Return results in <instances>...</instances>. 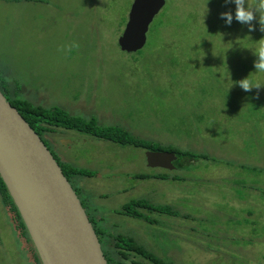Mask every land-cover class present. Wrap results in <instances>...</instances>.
<instances>
[{
	"label": "rangeland",
	"instance_id": "rangeland-1",
	"mask_svg": "<svg viewBox=\"0 0 264 264\" xmlns=\"http://www.w3.org/2000/svg\"><path fill=\"white\" fill-rule=\"evenodd\" d=\"M132 1L0 0V88L84 125L208 157L167 170L147 166L142 148L83 129L44 131L58 161L94 171L71 184L104 195L115 211L106 231L168 264H264V85L238 83H264L258 14L249 31L221 19L235 14L230 0H165L144 46L125 52L117 38ZM72 42L79 49L61 50ZM130 200L162 209H139L148 220L116 214ZM10 217L0 201V264H39Z\"/></svg>",
	"mask_w": 264,
	"mask_h": 264
},
{
	"label": "water",
	"instance_id": "water-1",
	"mask_svg": "<svg viewBox=\"0 0 264 264\" xmlns=\"http://www.w3.org/2000/svg\"><path fill=\"white\" fill-rule=\"evenodd\" d=\"M165 0H133L117 38L135 52ZM146 164L171 170L177 155L145 150ZM0 178L40 264H107L88 215L43 140L0 91Z\"/></svg>",
	"mask_w": 264,
	"mask_h": 264
},
{
	"label": "trees",
	"instance_id": "trees-1",
	"mask_svg": "<svg viewBox=\"0 0 264 264\" xmlns=\"http://www.w3.org/2000/svg\"><path fill=\"white\" fill-rule=\"evenodd\" d=\"M160 27H161V23L160 22H158V24L156 23V28L153 29V31L158 30V28ZM0 91L7 98L9 103L16 108V110L30 125V127L38 134V136H40L41 139H42V133L44 131L46 132L49 130L53 131L54 128H58V127H62V128L64 127L68 129H72L73 127H75L77 129H83L85 133L90 134L91 136H95L100 139L109 140L114 143H118L120 145H131L137 148H142L143 150H160V151L164 150V151L174 152L177 155V159L174 162L175 165L176 162L177 164H181L184 159L192 161V159L194 158H208L204 154L182 151L172 147H163L158 143H154L149 140L136 139L131 135L126 134L123 130H120L119 128H114L110 126L108 127L96 126L92 120L86 122V124L84 125L82 121H80L81 119L79 120L66 115L65 112L62 109H59L58 107L44 108L38 105H34V104L32 105V103L24 99H18L17 97H12L8 99L5 88L4 87H2V89L0 88ZM48 149L50 150L49 147ZM52 155L54 156L55 160L60 166L63 175L70 183H71V178H74L75 180L77 177L78 178L83 176L89 177L94 174V172L92 171L81 168H75L70 164L60 162L57 160L54 153H52ZM154 176L156 178H166L165 174H158ZM136 177L148 178L150 176L139 174L136 175ZM172 178L175 179L174 176H172ZM73 186L74 185H72V187ZM73 189L78 197L80 194L81 196H83L82 200L79 198L80 202L83 208L85 209L88 218L92 224V227L95 231V234L98 238V241L100 242L101 249L103 251L107 264H125L126 262H129L130 264H147L144 261H148L149 263L152 264H168L164 262L162 259L157 258L155 255L147 251L142 245L136 243V241L132 237L122 235L119 233L112 234L106 231L105 227L99 224L98 218L94 216L87 208V202H86L87 194H85L84 197L82 193L84 189L79 188L77 185H75ZM0 201L2 206L6 210H8L9 216H11L10 218L12 219L13 226L16 229V231L18 230L17 227H19V229L21 230V234L24 235L25 233L27 235L25 228L17 213V210L1 178H0ZM141 208H147L150 210L162 209V207H154L144 201L130 200L129 202L123 204L121 208L117 210V212L123 215L148 220L147 217H145L139 210ZM32 249L35 252L33 246ZM139 257L143 259V262H141L140 259H137ZM34 258L35 261H37V263L40 264L36 252Z\"/></svg>",
	"mask_w": 264,
	"mask_h": 264
},
{
	"label": "clouds",
	"instance_id": "clouds-1",
	"mask_svg": "<svg viewBox=\"0 0 264 264\" xmlns=\"http://www.w3.org/2000/svg\"><path fill=\"white\" fill-rule=\"evenodd\" d=\"M225 2H229V0H225ZM230 2L235 4L234 16L231 11H225L220 14L221 19H223L227 25L230 26L235 18L237 22L247 25L249 31H253L255 28L252 22L257 20L258 14L260 31L264 32V0H230ZM79 47L78 43L72 42L71 45H65L61 50L67 49V51H71L72 49H79ZM255 53L258 59L254 63V67L256 71L264 73V43L260 44ZM238 83L246 92L251 91L253 87L259 89L261 85H264V83L260 81L253 82L248 79V77L241 79Z\"/></svg>",
	"mask_w": 264,
	"mask_h": 264
},
{
	"label": "crops",
	"instance_id": "crops-1",
	"mask_svg": "<svg viewBox=\"0 0 264 264\" xmlns=\"http://www.w3.org/2000/svg\"><path fill=\"white\" fill-rule=\"evenodd\" d=\"M71 143V142H70ZM94 172V171H92ZM94 175V174H93ZM92 175V176H93ZM89 176V177H92ZM80 177L76 178V180H79ZM174 180V179H173ZM84 192L87 191V187L84 186L83 187ZM85 197V196H84ZM87 208L89 209V211L98 218V222L100 225H102L103 227H105L106 225H109L112 220V218H107V215H114L113 212L115 213L114 209H110L108 206H103L102 204V198H104V195L102 193L98 194V195H93L92 193H88L87 194ZM100 199V202H99ZM119 214V213H116Z\"/></svg>",
	"mask_w": 264,
	"mask_h": 264
},
{
	"label": "flooded vegetation",
	"instance_id": "flooded-vegetation-1",
	"mask_svg": "<svg viewBox=\"0 0 264 264\" xmlns=\"http://www.w3.org/2000/svg\"><path fill=\"white\" fill-rule=\"evenodd\" d=\"M175 161H176V160H175ZM175 161H174V162H175ZM174 162H173V163H174ZM174 165H175V164H174ZM175 166H176V165H175Z\"/></svg>",
	"mask_w": 264,
	"mask_h": 264
}]
</instances>
